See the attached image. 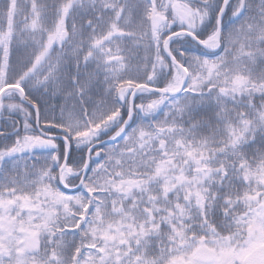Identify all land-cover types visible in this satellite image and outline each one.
Masks as SVG:
<instances>
[{"label":"snow or ice","instance_id":"6c2138e0","mask_svg":"<svg viewBox=\"0 0 264 264\" xmlns=\"http://www.w3.org/2000/svg\"><path fill=\"white\" fill-rule=\"evenodd\" d=\"M0 264H264V0H0Z\"/></svg>","mask_w":264,"mask_h":264}]
</instances>
